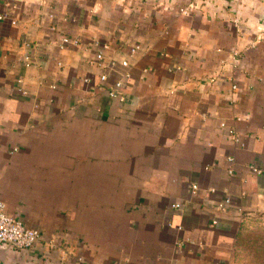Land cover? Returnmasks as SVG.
<instances>
[{
	"label": "crops",
	"instance_id": "crops-1",
	"mask_svg": "<svg viewBox=\"0 0 264 264\" xmlns=\"http://www.w3.org/2000/svg\"><path fill=\"white\" fill-rule=\"evenodd\" d=\"M0 11V201L42 236L0 245V264H243L264 220V0H0ZM95 42L110 47L104 83ZM125 71L119 103L107 89Z\"/></svg>",
	"mask_w": 264,
	"mask_h": 264
},
{
	"label": "built area",
	"instance_id": "built-area-1",
	"mask_svg": "<svg viewBox=\"0 0 264 264\" xmlns=\"http://www.w3.org/2000/svg\"><path fill=\"white\" fill-rule=\"evenodd\" d=\"M16 0H5V6L10 8L15 6ZM191 6L186 9H181L180 13L184 15H188L190 13ZM10 19L9 14L5 12L0 11V20H8ZM12 24H16V21H12ZM264 37V29L261 30V33L258 35V39H261ZM70 43H76V41L72 40L68 37H63L62 39V46L67 45ZM26 47H29V44H25ZM94 46L98 48V51L95 55V61L94 63L101 68L103 72L100 74V81L102 83L106 82L108 79L107 73H105V51H107L110 47L108 44H101L98 42L94 43ZM141 47L140 45H133L129 48L130 56L136 55L140 51ZM236 56V54H234ZM24 65L26 67H29L32 64L30 55L24 56ZM118 65L123 67L124 69H127L129 67V62L127 59L122 60ZM111 68H114L117 66V63L115 61H111L110 63ZM149 72V69H144L142 71L143 75ZM130 77V74L128 71H125L122 76L115 80L113 84L108 87L107 94L109 98L113 101H118L119 103H129L130 98L129 94L126 92V83L125 80ZM85 82H89L88 79H85ZM232 88L236 90L238 88L237 83L234 82L232 85ZM224 126V124H223ZM228 135L232 141L235 143H240L239 136L235 133L234 130H229ZM228 161L232 162V158H228ZM252 171L256 174H261V171L255 167H251ZM230 173H232L230 171ZM199 187L197 184H193L191 187V193L194 195L197 193ZM211 192H214V189H211ZM230 198H226L225 204L230 203ZM172 207L174 209H179L181 207L180 203L173 204ZM224 204L222 207L220 205L218 206V209H223ZM217 221L214 219L212 221V225H215ZM178 230H181V226H177ZM42 236L39 233V231L31 229L27 227L22 221L10 216L6 211V205L3 201H0V245L4 246H11L18 250H27L33 247L36 243H38L41 240Z\"/></svg>",
	"mask_w": 264,
	"mask_h": 264
},
{
	"label": "rangeland",
	"instance_id": "rangeland-1",
	"mask_svg": "<svg viewBox=\"0 0 264 264\" xmlns=\"http://www.w3.org/2000/svg\"><path fill=\"white\" fill-rule=\"evenodd\" d=\"M252 233L243 241V264H264V220L252 228Z\"/></svg>",
	"mask_w": 264,
	"mask_h": 264
}]
</instances>
